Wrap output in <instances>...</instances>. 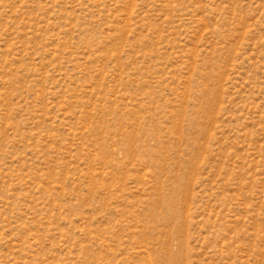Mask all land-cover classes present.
<instances>
[{
  "label": "rangeland",
  "instance_id": "obj_1",
  "mask_svg": "<svg viewBox=\"0 0 264 264\" xmlns=\"http://www.w3.org/2000/svg\"><path fill=\"white\" fill-rule=\"evenodd\" d=\"M0 264H264V0H0Z\"/></svg>",
  "mask_w": 264,
  "mask_h": 264
}]
</instances>
